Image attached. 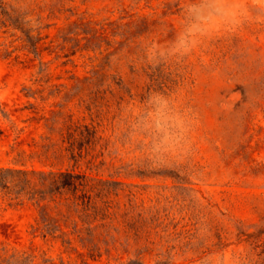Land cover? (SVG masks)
Here are the masks:
<instances>
[{
  "label": "rangeland",
  "instance_id": "rangeland-1",
  "mask_svg": "<svg viewBox=\"0 0 264 264\" xmlns=\"http://www.w3.org/2000/svg\"><path fill=\"white\" fill-rule=\"evenodd\" d=\"M207 3L0 0V167L84 174L102 209L43 236L0 198L1 258L264 264V5L204 25Z\"/></svg>",
  "mask_w": 264,
  "mask_h": 264
},
{
  "label": "trees",
  "instance_id": "trees-1",
  "mask_svg": "<svg viewBox=\"0 0 264 264\" xmlns=\"http://www.w3.org/2000/svg\"><path fill=\"white\" fill-rule=\"evenodd\" d=\"M0 198L10 206L28 203L39 210L43 236H57L56 223H69L66 233L81 235V229L99 218L102 209L95 203L88 177L70 170L44 171L0 167ZM71 240H75L71 238ZM27 258L0 257V264L26 261Z\"/></svg>",
  "mask_w": 264,
  "mask_h": 264
},
{
  "label": "clouds",
  "instance_id": "clouds-1",
  "mask_svg": "<svg viewBox=\"0 0 264 264\" xmlns=\"http://www.w3.org/2000/svg\"><path fill=\"white\" fill-rule=\"evenodd\" d=\"M254 3L264 5V0H253ZM189 11L193 14L196 21L206 24L213 19H219L223 22H231L233 24L238 23V17L243 15V10L239 6L227 8L224 6V0H208L206 7L192 6ZM206 29L200 27V24H194L189 29L190 34L199 32L201 35L206 34ZM184 44V42H181ZM194 43V42H193ZM185 51H190V48L185 46ZM157 130L162 132L163 135L160 138L161 144H167L171 139V134L166 130L165 126L161 123H157Z\"/></svg>",
  "mask_w": 264,
  "mask_h": 264
}]
</instances>
